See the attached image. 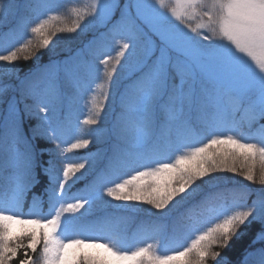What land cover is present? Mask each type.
I'll list each match as a JSON object with an SVG mask.
<instances>
[{
	"label": "snow or ice",
	"instance_id": "6c2138e0",
	"mask_svg": "<svg viewBox=\"0 0 264 264\" xmlns=\"http://www.w3.org/2000/svg\"><path fill=\"white\" fill-rule=\"evenodd\" d=\"M69 11L0 0V264H264V0ZM60 33L81 37L62 58ZM142 212L160 246L129 247ZM160 222L190 242L165 254Z\"/></svg>",
	"mask_w": 264,
	"mask_h": 264
},
{
	"label": "trees",
	"instance_id": "16d2710c",
	"mask_svg": "<svg viewBox=\"0 0 264 264\" xmlns=\"http://www.w3.org/2000/svg\"><path fill=\"white\" fill-rule=\"evenodd\" d=\"M91 0H57V3L60 5V11L61 14L64 17L63 23L70 25L72 22V19L74 17H72L69 9L73 6L75 7H79V8H83L84 6H86L88 3H90ZM72 37V39H69V37ZM58 39L54 38V44L52 45V48L54 49V51L56 53L59 54V56L62 58L64 55L68 54L70 50H74L75 47L79 44L81 37L77 36V34H67V33H60L58 34ZM118 50L115 47L112 48V51L109 52L108 54L110 55H115V51ZM103 58V56H101V59ZM44 59H47V56L44 57ZM97 65L99 66V68L101 69L100 72V78L97 79L95 81V83L92 85V89L94 91H89L87 93H85L83 95L82 98H80L76 104V114L78 115L79 119H83L85 115H87V109L84 107L86 102H89V106H90V101L93 95H96L98 97H100V89L97 87V85L103 83V65H99V61H96ZM20 64L24 66L25 69H27V67L32 65V61H20ZM102 98V97H100ZM108 114H111V106H109L108 108ZM91 151H95V148L90 146ZM89 150H84V152L86 153ZM84 154V153H81ZM172 159L175 158L174 155L171 156ZM218 175L224 176V177H228L231 179L232 183H236V182H240L242 184L245 185H249L252 188H260L261 186L259 184H249L248 181L243 180L242 176L239 175H235L233 173H219ZM87 179H91V176H88ZM84 183H86V181H81V185L82 186ZM231 186V185H230ZM34 191L39 192L40 188L38 187L37 189H35ZM30 199V197H29ZM116 203V202H114ZM144 209H148L150 206L148 205H143L142 206ZM47 206H45V212H47ZM108 211H112L111 209H109ZM152 212H155L154 209H152ZM54 214V213H53ZM103 213L101 211L98 210H94L93 214L88 217L89 220L95 219L97 216L102 215ZM154 220L155 217H150L148 215L147 212H142L137 214L136 218L132 221H130L127 224V229H126V234L129 237V247L130 248H134L138 245V241L131 239L133 237V235L135 233H137L138 231H144L148 236H151V238H146L145 242L147 243H152L154 245L160 246V235L159 233H152V225L150 224H142L141 221H147V220ZM160 232L164 233L167 236V239L165 240L164 246L162 248V251L165 252V254H170V252L174 249H177L183 245H186L187 243L190 242V240H187L184 238V233L181 232L178 234L177 237V242H172V236H173V232H172V228L170 225H165L163 222H160V224L158 225ZM66 235L72 236V237H76L79 234L76 232H70V233H66ZM83 235H99V233H83ZM194 238V236H193ZM239 243V242H238ZM34 257L38 260L39 258V253L34 254ZM209 264H212V262L210 261Z\"/></svg>",
	"mask_w": 264,
	"mask_h": 264
}]
</instances>
